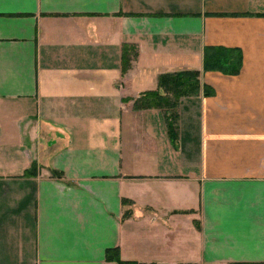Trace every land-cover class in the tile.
Instances as JSON below:
<instances>
[{
  "label": "crops",
  "instance_id": "obj_1",
  "mask_svg": "<svg viewBox=\"0 0 264 264\" xmlns=\"http://www.w3.org/2000/svg\"><path fill=\"white\" fill-rule=\"evenodd\" d=\"M207 45L241 49L240 72L205 71ZM181 70L215 94L179 99L173 140L147 92ZM116 247L264 262V0H0V264Z\"/></svg>",
  "mask_w": 264,
  "mask_h": 264
},
{
  "label": "trees",
  "instance_id": "obj_2",
  "mask_svg": "<svg viewBox=\"0 0 264 264\" xmlns=\"http://www.w3.org/2000/svg\"><path fill=\"white\" fill-rule=\"evenodd\" d=\"M131 50L132 54L127 53L125 49L123 55L124 62H126V58L130 62L131 58L137 57V49L133 47ZM127 54L129 55L127 56ZM203 55V69L205 71H219L227 75H237L241 70L243 55L239 48L207 45L204 48ZM201 94L212 96L215 94V90L211 86L201 82V71L199 70H181L160 74L158 77V89L147 92L148 96L156 95L157 97H161L160 102L162 103L158 102L157 104L161 107H166L169 130L173 140L176 137V119L178 117L174 109L178 106L179 99L188 96H199ZM53 174L57 176L63 175L60 171H53ZM106 259L107 261H114L117 264H156L155 262L140 263L123 260L120 258L118 247L107 249ZM236 264H264V262H241Z\"/></svg>",
  "mask_w": 264,
  "mask_h": 264
}]
</instances>
